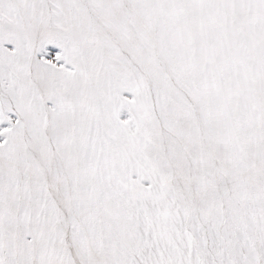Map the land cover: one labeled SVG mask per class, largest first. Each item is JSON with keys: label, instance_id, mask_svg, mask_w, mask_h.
I'll use <instances>...</instances> for the list:
<instances>
[{"label": "snow or ice", "instance_id": "snow-or-ice-1", "mask_svg": "<svg viewBox=\"0 0 264 264\" xmlns=\"http://www.w3.org/2000/svg\"><path fill=\"white\" fill-rule=\"evenodd\" d=\"M0 264H264V0H0Z\"/></svg>", "mask_w": 264, "mask_h": 264}]
</instances>
